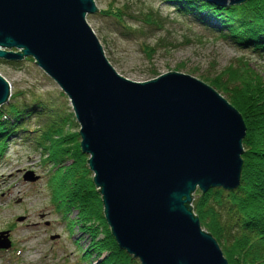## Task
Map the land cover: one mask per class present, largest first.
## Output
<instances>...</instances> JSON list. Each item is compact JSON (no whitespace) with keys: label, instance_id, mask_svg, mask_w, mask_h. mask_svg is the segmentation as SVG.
I'll return each instance as SVG.
<instances>
[{"label":"water","instance_id":"water-1","mask_svg":"<svg viewBox=\"0 0 264 264\" xmlns=\"http://www.w3.org/2000/svg\"><path fill=\"white\" fill-rule=\"evenodd\" d=\"M99 11L95 0H0V59L34 58L69 97L121 249L142 264H229L191 204L198 189L240 186L243 115L189 74L171 71L145 82L121 75L87 20ZM11 91L0 73V108ZM24 178L39 176L30 171ZM10 247L9 232H0V250Z\"/></svg>","mask_w":264,"mask_h":264},{"label":"rangeland","instance_id":"rangeland-1","mask_svg":"<svg viewBox=\"0 0 264 264\" xmlns=\"http://www.w3.org/2000/svg\"><path fill=\"white\" fill-rule=\"evenodd\" d=\"M95 2L100 11L89 14L87 20L112 65L132 81L145 82L174 71L192 75L211 85L206 77L223 86L227 85L225 82L231 67L239 69L244 66L242 58L255 74L264 76V57L259 53L241 48L232 39L222 38L218 31L204 29L198 21L186 23L162 0ZM108 8L120 9L128 24L145 30L147 34L145 32L138 37L126 35L121 22L102 12ZM150 15L159 23L148 25L147 17ZM11 61L0 62V73L11 84L9 102L15 101L21 93V100L27 103L31 102V98L33 100L34 94L43 97L72 117V123L64 128L65 135L78 134L80 125L71 101L58 83L32 57L9 63ZM212 87L229 101L221 89ZM44 121L45 118L32 116L27 122L28 129L10 138L5 155L0 160V232L8 231L11 241L9 249L0 250V264H97L106 254L98 258L94 253L87 261H82L81 256L90 246L92 238L77 225L71 228L64 219L65 215L57 209L50 186V177L57 165L54 160H49V151L37 148L35 144L39 125ZM69 140L67 156L58 165L71 166L78 142L81 147V137ZM86 156L88 160L89 156ZM30 171L39 176L36 182L25 180ZM76 216L77 210L72 209L69 218ZM20 217L24 220L20 221ZM203 229L210 233L205 227Z\"/></svg>","mask_w":264,"mask_h":264},{"label":"trees","instance_id":"trees-1","mask_svg":"<svg viewBox=\"0 0 264 264\" xmlns=\"http://www.w3.org/2000/svg\"><path fill=\"white\" fill-rule=\"evenodd\" d=\"M162 2L172 7L186 23L198 21L204 29L218 31L222 38L232 39L241 48L264 57V0H248L238 5H219L204 0ZM102 12L121 22L126 35H145V30L141 31L125 21L120 9L108 8ZM147 18L148 25L159 23L151 15ZM241 60L243 67L229 69L227 85L221 86L220 82L204 77L228 96L246 122L241 184L235 190L212 188L207 193L197 190L191 206L203 227L219 242L229 264H264V76L255 74L248 62ZM0 62L6 60L0 59ZM229 81L233 83L229 84ZM22 94L0 108V160L10 138L26 131L32 116L45 118L39 125L35 144L37 148L49 151V160H54L57 165L50 177L57 209L65 215L64 219L71 228L77 225L92 238L81 260L87 261L94 253L101 258L105 253V258L97 264H142L121 249L113 237L104 216L101 194L94 184L87 156L82 153L79 142L75 146L73 164L58 165L67 156L69 138L78 140L80 137L79 133L65 135L64 128L72 123V117L61 112L53 102L35 94L30 103L22 101ZM72 209L77 210L74 219L69 218Z\"/></svg>","mask_w":264,"mask_h":264}]
</instances>
